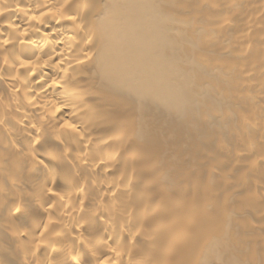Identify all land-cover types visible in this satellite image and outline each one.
Here are the masks:
<instances>
[{
  "label": "bare ground",
  "instance_id": "obj_1",
  "mask_svg": "<svg viewBox=\"0 0 264 264\" xmlns=\"http://www.w3.org/2000/svg\"><path fill=\"white\" fill-rule=\"evenodd\" d=\"M175 18L176 60H199L180 102H211L223 132L202 118L186 135L211 141L166 153L172 133L158 118L146 126L141 108L153 92L168 110L178 99L160 89L167 55L157 45ZM176 162L191 168L192 192L138 177L142 164V175L169 182L159 166ZM231 213L219 231L241 235L240 249L200 235L201 222ZM9 263L264 264V0H0V264Z\"/></svg>",
  "mask_w": 264,
  "mask_h": 264
},
{
  "label": "rangeland",
  "instance_id": "obj_2",
  "mask_svg": "<svg viewBox=\"0 0 264 264\" xmlns=\"http://www.w3.org/2000/svg\"><path fill=\"white\" fill-rule=\"evenodd\" d=\"M161 16L165 15V20H170V13L167 11V7L164 6L162 11L160 12ZM164 35L161 37V42H158V46L162 51L167 55L165 60H160L159 65H161L162 69L164 70V73L162 74L161 83H160V89L165 91H173L176 92V99L175 103L173 104L172 109H167L166 107L162 106L159 102L163 95L160 93H154L155 98L154 101L150 102L149 104H146L141 108V111L146 112L145 115H150L149 117L142 119V122L145 123L146 126L153 127L154 120H157V118L160 120V123L163 124V127H166L167 132H170L171 136L175 139V147L168 148L169 150H166V153H176L177 150L182 149L185 146H188L190 144H200V147L206 143L205 141H209L208 134L207 133H197L195 142H193L192 138L189 137L188 133L196 131V123L197 121H201L202 118H206V120H202L207 122L206 125L210 128L212 132H217L218 134H221L223 132L222 123H219V121L214 122L211 124V118L212 115H208V107L210 106L211 102L201 100L200 99V105L201 107H193L192 105L187 104L185 102H180L179 97L185 96L182 93L177 92L178 86L184 89L190 88L195 81L194 77V71H196L198 66H196V63L199 60H176V37L181 35H176V18L174 21H169L167 25L164 27ZM213 61V60H212ZM210 62V60H209ZM203 68V67H200ZM200 76L205 78V72H200ZM144 96V95H143ZM149 96V95H145ZM175 104H176V110H175ZM130 107V103H129ZM225 108H221L223 110ZM133 112V109H131ZM174 112V114H170L171 112ZM135 112V111H134ZM196 114L193 118V127L189 130H185L184 128L189 127L191 124H189L187 121H189V117L191 114ZM201 113L204 114L205 117H202ZM158 121V120H157ZM141 124V123H140ZM202 143V144H201ZM150 146V143L147 144L146 148ZM160 152H157L154 154V156L151 159H155L156 156H162L159 154ZM147 159V158H146ZM153 160L147 161V164H151ZM190 166V165H189ZM191 167V166H190ZM144 170L143 165L141 164L139 170H138V177L139 179H144L145 181H152L156 182L158 184L162 185H171L174 186L177 189H185L186 191L192 190V185L188 183L185 178L186 175L191 172V168H180L179 163L176 162V166H168L167 164H162L159 166V170L161 172H171L174 174V179L170 180L169 182H166L163 179H151V177L142 175V172ZM203 173L202 170H199L197 174L201 175ZM175 184V185H174ZM217 192V189H215ZM192 192V191H191ZM178 202V201H177ZM238 215L231 213L228 218L226 219H217L210 222H201L199 224L198 228L201 230L200 235L201 236H210V237H218V235H221L223 237L227 238H234L238 239L239 242V249L240 245L242 244V236L239 235L237 237H233V232L230 229H227L225 231H219V225L220 224H226L229 226V224L236 218ZM243 219H250L248 215L243 214ZM213 231H217V233H214ZM229 243V240H228ZM9 262V261H8ZM11 263L14 262L10 261ZM9 263V264H11Z\"/></svg>",
  "mask_w": 264,
  "mask_h": 264
}]
</instances>
